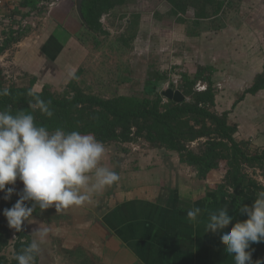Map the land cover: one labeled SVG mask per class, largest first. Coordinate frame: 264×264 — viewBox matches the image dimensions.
Instances as JSON below:
<instances>
[{"label": "crops", "instance_id": "1", "mask_svg": "<svg viewBox=\"0 0 264 264\" xmlns=\"http://www.w3.org/2000/svg\"><path fill=\"white\" fill-rule=\"evenodd\" d=\"M48 1L8 0L4 13L47 12ZM255 5L264 10V0ZM75 7V1L56 6L37 31L30 27L16 44L18 61L42 75L38 76V88L45 81L57 86L67 83L68 68H74L75 59L84 60L89 53L82 41L85 37H77L86 26ZM64 77L62 84L57 81ZM235 108L230 118L238 124L237 137L264 148V88L247 93ZM115 145L105 144L102 164L119 173L118 182L91 193L81 206L59 211L55 207L37 209L30 223L26 222L32 236L34 230L50 229L47 264H234L220 241L221 233L205 232L209 213L220 208H227L233 217L229 228L247 219L227 195L214 189L222 181L218 178L221 172L213 171L209 178L200 179L196 169L180 163L179 157L163 148L139 145L136 156L130 158L132 148L124 150L129 155L125 156ZM195 207L201 209L198 223L187 217ZM74 231L82 235L77 237ZM55 245L59 246V257L53 253ZM251 248L253 264L257 260L264 264V242ZM76 250L79 253H74Z\"/></svg>", "mask_w": 264, "mask_h": 264}, {"label": "trees", "instance_id": "2", "mask_svg": "<svg viewBox=\"0 0 264 264\" xmlns=\"http://www.w3.org/2000/svg\"><path fill=\"white\" fill-rule=\"evenodd\" d=\"M130 1L84 0L83 23L90 32L109 34L106 21L116 9L119 11ZM165 1L170 4L169 12L182 20L190 7L194 9V16L188 20L191 27H187L186 32L192 37L199 36L205 28H210L205 21L218 17L227 4L232 3V0ZM140 17L139 13L129 17L125 32L116 36L115 42L119 48L134 49L140 35ZM256 26L259 27L258 22ZM20 40L21 38H13L0 43V55L9 53L8 62L12 60L11 65L20 74L23 72L24 76L26 74L31 78L28 84H18L11 77H7L0 67V89L8 88L11 93L9 96L0 97V110L8 108L13 114L17 111L32 113L37 124L48 127L50 131L62 127L67 131L91 133L104 144L138 142L140 145L145 143L150 148H163L179 157L180 163L196 169L200 179H207L213 171H220L222 181L214 185V189L227 195L236 207L245 204L251 207L256 193L264 190V148L254 146L250 140L239 139L238 124L231 121L230 112H219L216 109L217 88L213 78H208L205 89H198L199 74L181 72L177 89L186 96V100L181 102L166 99L157 89V85V90L150 91L146 83L143 91L133 93H120L115 87L113 89L108 86L106 90L112 95L105 97L90 91L79 81L82 67L75 72L76 79H69L62 84L63 88L60 90L56 88L62 85L57 86L47 81L42 82L38 88L40 72L36 73V69L30 70L23 62L18 61L19 47L15 44ZM13 47L16 48L12 50ZM207 68L213 69L210 65ZM150 71L159 72L154 69ZM151 75L146 82L164 79V74ZM170 85L175 86L172 81ZM263 88L264 68L255 76L246 93H256ZM37 97L49 102L53 111L51 118L39 110H33L31 105ZM3 197L4 192H0V264H17L14 254L24 244L30 243L33 236L26 228L22 232H14L8 226L3 210L10 208L18 196L13 194L10 200ZM12 240L13 250L8 255L6 249ZM36 264H40L39 255Z\"/></svg>", "mask_w": 264, "mask_h": 264}, {"label": "rangeland", "instance_id": "3", "mask_svg": "<svg viewBox=\"0 0 264 264\" xmlns=\"http://www.w3.org/2000/svg\"><path fill=\"white\" fill-rule=\"evenodd\" d=\"M257 1L261 2V0H232L222 14L205 21L210 28H205L206 30L199 36L192 37L186 34L187 27H191L188 20L194 16L192 7L188 9L185 20H182L169 12L170 4L165 0H131L119 11L116 9L106 21L105 26L109 34H96L90 32L87 27L81 30L80 36L77 37H85L82 41L88 46L89 53L84 60L83 57L79 60L75 59V67L68 68V72H76L82 67L83 72L79 81L90 91L105 97L112 95L106 90L108 86H112L113 89L115 87L120 93H133L143 91L145 83L150 91L158 89L162 93L168 87H172L171 81L175 84L173 88H178L181 72L192 74L197 72L198 87L206 88L208 78H213L217 88L216 109L223 112L228 107L227 111L235 114L237 100L246 93V87L249 84L251 86L255 76L264 68V10H259V5L253 6ZM135 13L141 16L138 31L140 35L136 46L134 49H121L115 42L116 36L125 32L129 17ZM256 21L259 27L256 26ZM14 48L16 47L12 50ZM11 64L12 60L6 63V69H3L7 77H11L18 84H28L31 77L26 74L24 76L23 72L20 74ZM207 65L212 66L213 69H208ZM150 68L159 72L150 71ZM156 73L161 76L164 74V79L160 81L152 79L146 82L151 74L156 75ZM67 77L57 81L62 84ZM156 85L157 89H155ZM62 88L63 85L56 89ZM236 88L239 91H234ZM139 145L135 142L134 145L128 143L115 146L120 147L122 151L118 150L119 153L125 156L129 155L124 150L132 148L133 154L129 157L134 158L136 156L134 152L140 148ZM141 145L142 148H147L145 143ZM15 187L22 189V182L18 180ZM34 216L33 213L32 217ZM14 232L13 237H15ZM73 234L79 237L82 232L74 231ZM70 235L68 232V237ZM53 248L54 255L59 257L61 255L59 246L55 245ZM12 250L13 240L7 247L6 253L11 255ZM50 252L47 243L42 245L39 254L40 264L48 263L47 257ZM74 253L79 252L76 250ZM62 255H65V252Z\"/></svg>", "mask_w": 264, "mask_h": 264}, {"label": "clouds", "instance_id": "4", "mask_svg": "<svg viewBox=\"0 0 264 264\" xmlns=\"http://www.w3.org/2000/svg\"><path fill=\"white\" fill-rule=\"evenodd\" d=\"M71 1L76 4V0ZM67 75L76 79L74 71ZM10 94V89H0V97ZM31 107L49 118L53 116L49 102L43 99L37 97ZM105 153V144L91 133L62 127L50 131L38 125L32 113L0 110V192H4L5 200H10L13 194L18 196L10 208L3 210L8 226L22 232L37 209L55 207L59 211L81 206L91 193L118 182L119 173L102 164ZM18 180L23 185L19 191L14 187ZM240 211L247 219L230 228L233 217L227 208L210 212L205 232L221 233L220 241L234 264H253L251 246L264 242V190L256 193L251 207L242 205ZM200 212L199 207L189 210V221L198 223ZM33 233L31 242L14 254L17 264H36L50 229L42 227Z\"/></svg>", "mask_w": 264, "mask_h": 264}, {"label": "built area", "instance_id": "5", "mask_svg": "<svg viewBox=\"0 0 264 264\" xmlns=\"http://www.w3.org/2000/svg\"><path fill=\"white\" fill-rule=\"evenodd\" d=\"M7 1L8 0H0V43L4 42L7 39L25 38L29 32L28 29L30 27L31 28L35 27V29H37L42 19L46 17V14L49 15L56 6L71 0H50L47 3V12L46 11L34 12L33 10H30V11H23L19 13V15L17 16L12 14L7 15L4 13V8L8 4ZM7 57H8L7 52H4L3 54L0 55V67L2 69H6L5 64L8 63ZM198 88L205 89L203 87H198ZM221 178H222V174H221Z\"/></svg>", "mask_w": 264, "mask_h": 264}, {"label": "water", "instance_id": "6", "mask_svg": "<svg viewBox=\"0 0 264 264\" xmlns=\"http://www.w3.org/2000/svg\"><path fill=\"white\" fill-rule=\"evenodd\" d=\"M83 2L84 0H76V7L77 11L80 14V17L83 19ZM163 96H165L167 99L175 100L177 102H181L186 100V96L183 94V92L180 89L168 87L166 90L162 92Z\"/></svg>", "mask_w": 264, "mask_h": 264}]
</instances>
